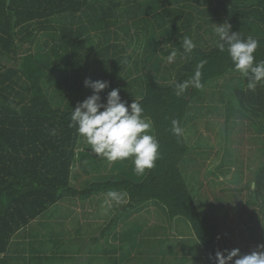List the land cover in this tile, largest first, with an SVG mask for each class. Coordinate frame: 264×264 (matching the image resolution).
Segmentation results:
<instances>
[{"label":"trees","instance_id":"1","mask_svg":"<svg viewBox=\"0 0 264 264\" xmlns=\"http://www.w3.org/2000/svg\"><path fill=\"white\" fill-rule=\"evenodd\" d=\"M143 13L149 17H140ZM118 16L132 19L135 27L132 31L130 25L116 26L125 30L123 45L119 33L110 32L112 18ZM224 22L242 38L257 39L254 56L264 59V0H0V253L17 230L61 199L110 191L125 192L128 201L103 233L121 216L156 200L171 218L182 216L190 223L209 257L217 249H232L226 220L197 207L180 169L190 151L183 126L192 101L211 81L237 73L227 51L218 48L215 29ZM185 37L195 44L191 53L182 47ZM128 48L141 57L145 53L151 65L129 82L139 86L133 95L152 123L159 158L144 175L133 173L131 164L118 176L75 188L70 171L79 135L69 127L72 107L91 94L83 83L86 77L96 80L103 75L113 87L116 65L130 60ZM173 49V62L163 65V55L167 60ZM201 61L202 87L189 86L177 96L176 85L190 80ZM236 79L238 83L229 86L235 110L245 112L264 132V124L249 113H264V82L250 91L246 78ZM59 83H67L71 92L64 102L63 89L56 88L54 94L59 100L62 95V101L53 104L50 89ZM226 108L232 116L230 104ZM173 121L182 130L179 136L171 130ZM249 190L264 208L262 174Z\"/></svg>","mask_w":264,"mask_h":264},{"label":"crops","instance_id":"2","mask_svg":"<svg viewBox=\"0 0 264 264\" xmlns=\"http://www.w3.org/2000/svg\"><path fill=\"white\" fill-rule=\"evenodd\" d=\"M141 15L140 17H143ZM112 19L116 25L121 17ZM114 25H111L112 33L121 29H116ZM132 52L131 49H127L130 60L126 59L123 64L116 65L117 79L112 81L113 87L120 89L122 99L133 95L135 91L137 84H130V79L144 75L151 66L149 59L143 60L140 54ZM136 57L139 58L138 63ZM164 62L163 65L168 64L166 59ZM98 76H102L103 80H109L103 75ZM121 79L123 81H120ZM54 92H57L56 88H51L49 94L52 101L53 96L57 95ZM256 128L261 131L259 127ZM246 135L244 138L247 139L249 135L253 136ZM256 135L258 144L255 154L250 155L247 151L250 149H243L240 155L236 148L226 145L230 149L226 148L222 152V160L216 170L209 169L203 172L202 169L195 168L186 173L181 161L180 169L197 207L200 203L202 211L226 220L222 206L229 202L226 203L215 195L217 186H222L218 188L221 191L237 190L236 196L238 192L240 196L242 185L225 187L222 185L223 182L230 183L234 179L240 184L241 180H244L249 189L255 178L261 174L264 177V132L263 136ZM79 144L80 139L70 171V185L75 188L77 186L71 184L73 168H77L78 171L81 168L80 172L90 171V168L95 171L91 162L97 161L93 153L87 149H79ZM207 152L212 151L207 150L203 153ZM81 158L82 163L79 164ZM127 160L116 161L109 170L103 169V173L110 174L111 177L120 174L122 169L133 164L132 158ZM235 171L238 173H235L233 178ZM249 172L250 177H245ZM226 175L231 178L227 180ZM191 183L194 185V191L189 186ZM210 189L214 190L213 193ZM117 194L120 196L119 202L109 197L108 193H99L86 199L77 197L61 199L11 236L6 250L0 253V264H214L190 223L182 216L171 218L164 205L156 200L147 201L141 207L121 216L107 232L103 233L113 215L128 201L125 192Z\"/></svg>","mask_w":264,"mask_h":264},{"label":"clouds","instance_id":"3","mask_svg":"<svg viewBox=\"0 0 264 264\" xmlns=\"http://www.w3.org/2000/svg\"><path fill=\"white\" fill-rule=\"evenodd\" d=\"M215 32L220 41L219 50L227 51L234 70L246 78L248 90L254 91L257 84L264 82V59L256 60L254 56L259 41L252 37L242 38L239 32L231 31V25H225V22L217 25ZM182 47L186 53H191L195 44L185 37ZM176 55L173 49L167 61L173 62ZM203 63L201 61L197 65L190 80L176 85L177 96H181L189 86L202 87L200 69ZM83 83L91 89V94L72 107L69 127H75L77 134L90 146V151L105 159L109 165L132 158L133 172L138 176L144 175L146 170L155 166L160 154L159 142L150 134L152 123L144 117L143 107L136 99L131 103L122 99L120 89L111 87L107 80L86 77ZM171 130L177 136L182 131L176 121H173ZM51 134L55 135V131ZM108 196L117 202L120 200L116 192L110 191ZM210 259H214V264H264V243L257 244L248 253H242L238 247L222 251L217 249L214 257L210 254Z\"/></svg>","mask_w":264,"mask_h":264},{"label":"rangeland","instance_id":"4","mask_svg":"<svg viewBox=\"0 0 264 264\" xmlns=\"http://www.w3.org/2000/svg\"><path fill=\"white\" fill-rule=\"evenodd\" d=\"M148 15L149 14L143 13L141 16ZM131 24L132 20L127 16H124L121 17V19L117 22L116 25H114V27H124L129 25L132 26ZM217 25H219V23ZM130 30H135V27L132 26ZM124 31L125 30L123 29L116 30V32L119 33V36L121 37V39L119 40V43L121 45L125 44ZM129 49L130 48H128V50ZM142 54L144 55H142L144 59H146L147 57H145V53ZM146 55L148 56V54ZM157 55H159V53ZM163 57L165 59L166 55H163ZM239 76H241L239 72L226 73L223 77L211 81L203 94L192 101L183 126L186 142L190 146L189 153L185 156L181 163L184 172H190L192 170H195V168H197V170L200 168L203 172H206L205 170L208 171L209 169L210 171H213L214 169L216 170V167H219L218 165L221 163L222 152H224L227 146H229L230 148H236L240 155H242L243 149H250L247 150L249 151L250 155L257 152L258 141L256 134H258V136H263V132L256 128L258 126L254 123L253 120H251L249 117H246L245 112L243 114L240 109V111L235 110L236 104L230 100L229 86L230 84L234 85L238 83L236 78ZM101 79H103L102 76ZM120 81H123V79H121ZM136 86L139 88L138 85ZM52 88H59L61 90L63 89L62 95L64 102H66L68 98L66 96L70 95L71 86H69L67 83H59L53 85ZM241 88L246 90L245 86H242ZM62 95L59 96L58 94L60 100L54 95L53 104L62 101ZM135 98L136 97L134 95H130L124 100L129 103ZM227 103L231 106V111L233 112L232 116L227 115ZM246 111L248 113L249 110L247 109ZM249 113H251V115H253V117L257 119L258 122L264 124V113H258V111L251 110L249 111ZM150 134L153 135V127L150 129ZM246 134H253V136L249 135V139H247V137L244 138ZM79 139V149H87L89 152H91L90 146L86 144L84 138L80 136ZM207 150H210L212 152L203 153ZM96 158L97 161H90L92 163V168L95 169V171L90 168V171L80 172L81 168L80 171H78L77 168L76 170L72 167V185L77 186L76 188L81 189L94 181H101L107 178L109 179L110 174L103 173V169L109 170L112 164L109 165L105 159L97 155H95V160ZM231 159L233 158L231 157ZM224 160H226V157H224ZM98 162H100V164H98ZM81 163L82 158L79 164ZM235 173L238 172L235 171L233 173V178H235ZM214 175L216 176L215 173ZM250 175L251 173L249 172L245 177H250ZM226 178L227 180H229L231 176L229 177L228 175H226ZM241 181L242 183L239 184L236 183V181L233 179V181L230 183L223 182L222 184L225 187L242 185L243 188L240 190V196L238 192L239 197L236 196L237 190H233V192L228 191V189L225 191L219 190L218 188L222 187L221 185H218L215 189V195L222 198L224 201H226V203L227 201L229 202V204L227 203L224 206L221 205L223 207V214L225 213L224 216L226 217L225 219L228 225V228L226 229L228 243L232 248L238 247L242 253H248L255 249L257 244L263 243L262 233L264 232V208L256 203V197L252 196L253 194L251 195V192L248 189V185L244 183L245 181ZM189 186L191 190L194 191V185L192 186L191 183V185ZM211 191V193H213L214 190L212 189ZM206 192H208V190ZM198 207L203 210V208L200 206V203L198 204Z\"/></svg>","mask_w":264,"mask_h":264}]
</instances>
